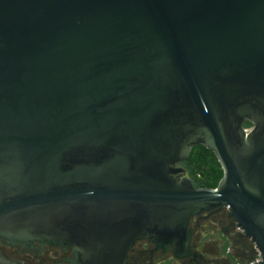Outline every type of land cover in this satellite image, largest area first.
Returning a JSON list of instances; mask_svg holds the SVG:
<instances>
[{
  "label": "water",
  "instance_id": "obj_1",
  "mask_svg": "<svg viewBox=\"0 0 264 264\" xmlns=\"http://www.w3.org/2000/svg\"><path fill=\"white\" fill-rule=\"evenodd\" d=\"M197 146L214 189L182 177ZM219 207L264 264V0H0L6 244L124 264L148 240L180 259Z\"/></svg>",
  "mask_w": 264,
  "mask_h": 264
},
{
  "label": "flooded vegetation",
  "instance_id": "obj_2",
  "mask_svg": "<svg viewBox=\"0 0 264 264\" xmlns=\"http://www.w3.org/2000/svg\"><path fill=\"white\" fill-rule=\"evenodd\" d=\"M183 177V176H182ZM185 177V176H184ZM192 255L177 259L172 249L155 250L148 240L137 241L128 251L124 264H247L255 254L254 244L240 231L226 207L193 216L188 226ZM11 246L0 238V264H69L72 249L45 245L37 252Z\"/></svg>",
  "mask_w": 264,
  "mask_h": 264
},
{
  "label": "trees",
  "instance_id": "obj_3",
  "mask_svg": "<svg viewBox=\"0 0 264 264\" xmlns=\"http://www.w3.org/2000/svg\"><path fill=\"white\" fill-rule=\"evenodd\" d=\"M184 162L197 188L214 189L222 178L223 172L216 157L202 146L192 148Z\"/></svg>",
  "mask_w": 264,
  "mask_h": 264
},
{
  "label": "rangeland",
  "instance_id": "obj_4",
  "mask_svg": "<svg viewBox=\"0 0 264 264\" xmlns=\"http://www.w3.org/2000/svg\"><path fill=\"white\" fill-rule=\"evenodd\" d=\"M244 127L245 128H251L252 127V125L251 124H249V123H245L244 124ZM179 167H181L182 169H183V177L185 176L186 178H193L191 175H190V172L188 171V165L185 163V162H183V163H181V164H179L178 165ZM198 177V176H197ZM192 180V179H191ZM217 186V185H216Z\"/></svg>",
  "mask_w": 264,
  "mask_h": 264
},
{
  "label": "built area",
  "instance_id": "obj_5",
  "mask_svg": "<svg viewBox=\"0 0 264 264\" xmlns=\"http://www.w3.org/2000/svg\"><path fill=\"white\" fill-rule=\"evenodd\" d=\"M254 249H255V254L247 264H254L260 260V254L258 253V251L255 247H254Z\"/></svg>",
  "mask_w": 264,
  "mask_h": 264
}]
</instances>
